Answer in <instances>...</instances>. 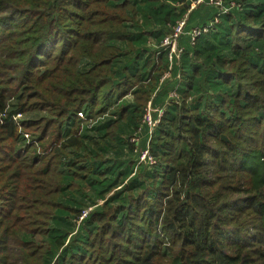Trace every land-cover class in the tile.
<instances>
[{
  "label": "trees",
  "instance_id": "trees-1",
  "mask_svg": "<svg viewBox=\"0 0 264 264\" xmlns=\"http://www.w3.org/2000/svg\"><path fill=\"white\" fill-rule=\"evenodd\" d=\"M193 1L0 0V264H264V0Z\"/></svg>",
  "mask_w": 264,
  "mask_h": 264
},
{
  "label": "built area",
  "instance_id": "built-area-1",
  "mask_svg": "<svg viewBox=\"0 0 264 264\" xmlns=\"http://www.w3.org/2000/svg\"><path fill=\"white\" fill-rule=\"evenodd\" d=\"M199 4H206V5H215L220 11L221 13H228L230 7H232L233 5H235L234 2H231L230 7L224 5L223 0H194L192 7L199 5ZM187 18L188 17H183L179 20H177V23L174 25L172 31L170 32V34H168L164 40L162 45H164L165 47L169 48L170 53H169V59L172 62L174 60V58L176 57H180V55L182 54V52L184 51L183 46L180 44V38L182 37V35L186 34V24H187ZM212 24L205 26L203 28H200L198 26L193 27L192 30L190 31L191 33V44H193L196 40V37L198 35H200L202 32H206L208 31V29H210V26ZM170 74V72H166V74L164 75V77L168 76ZM172 97H176L178 96L177 91L172 92L171 93ZM152 108V106H151ZM153 112H158V119H154L153 118ZM164 112V108L163 107H159L158 109H153L151 110H147L144 118H143V123H146L147 125H149V129L152 132L153 128L155 126H157L159 124L160 121V117ZM21 114L19 113L17 116H20ZM82 115V113H81ZM15 116V118L17 117ZM17 119V118H16ZM142 130V127L138 130V133H140ZM26 137L29 138L28 133H26ZM139 138L138 137H134L133 141H138ZM143 160H147L150 163H155V159H153V157L151 156L149 149H144L142 151L141 154V161Z\"/></svg>",
  "mask_w": 264,
  "mask_h": 264
},
{
  "label": "rangeland",
  "instance_id": "rangeland-1",
  "mask_svg": "<svg viewBox=\"0 0 264 264\" xmlns=\"http://www.w3.org/2000/svg\"><path fill=\"white\" fill-rule=\"evenodd\" d=\"M196 7V6H195ZM193 8V7H192ZM191 8V9H192ZM202 8H204V9H206V11H207V9L210 11L212 8H213V6H206V4H202V5H199V7L198 8H196L195 10L196 11H199V10H201ZM139 15H140V13H139ZM139 17H142V15H140ZM193 21H196L195 19L193 20ZM143 24V21H141L140 22V25L138 26V27H141V25ZM145 29H146V27H144ZM133 29H137V28H133ZM139 29V28H138ZM151 35H153V34H151ZM148 36H150V35H148ZM151 42H153V40L151 41ZM119 44H120V46H122V47H127L128 46V44H127V42H119ZM122 57V59H124V57L123 56H121ZM170 72V71H169ZM168 76H170V74L168 75ZM168 76H166V77H168ZM128 98H131V96L129 95V97ZM151 106L152 105H150V104H148V108H147V110L149 111V110H151L152 111V108H151ZM153 109H155V108H153ZM33 113H29V114H27V115H24V114H21L20 116H17L16 118V120H17V123L19 124V125H17L18 127H19V130L20 131H22L23 132V134L25 133V137H26V133H28V135H29V138H28V142H27V145L26 146H23V149H24V151L25 152H27L29 149V147H31V145L33 146V145H35L34 144V138H33V135H32V133H31V131L29 132L28 130H26L25 129V127L23 126L24 124H23V122L26 120V116H28V117H30V115H32ZM81 114V113H80ZM93 132V131H92ZM96 132V131H95ZM93 134H95L94 132H93ZM224 138H226L225 136H224ZM227 139V138H226ZM114 148H111V149H109L108 151H105V156H103V160H105V158L106 159H108V157H111L112 156V153H111V151L113 150ZM95 159H97V158H95ZM112 159V158H111ZM86 189V192H88L89 190H90V187H88V188H85ZM70 191H77V192H80L81 190H79V189H77V188H70V190H69V192ZM91 191V190H90ZM91 207H89V209H90ZM89 209H87L86 211H89ZM85 214V213H84Z\"/></svg>",
  "mask_w": 264,
  "mask_h": 264
},
{
  "label": "crops",
  "instance_id": "crops-1",
  "mask_svg": "<svg viewBox=\"0 0 264 264\" xmlns=\"http://www.w3.org/2000/svg\"><path fill=\"white\" fill-rule=\"evenodd\" d=\"M201 10H205L204 8H202ZM195 22V21H194ZM194 22H192V23H194ZM190 23V22H189ZM192 25V24H191ZM186 29H187V27H186Z\"/></svg>",
  "mask_w": 264,
  "mask_h": 264
}]
</instances>
